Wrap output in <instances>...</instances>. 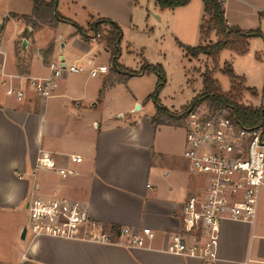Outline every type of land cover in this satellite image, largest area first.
I'll use <instances>...</instances> for the list:
<instances>
[{"label": "crops", "instance_id": "1", "mask_svg": "<svg viewBox=\"0 0 264 264\" xmlns=\"http://www.w3.org/2000/svg\"><path fill=\"white\" fill-rule=\"evenodd\" d=\"M57 9L61 16L85 29L77 19L85 18L89 25L100 17L109 18L122 28L123 38L127 31L145 24L162 26L167 36L186 46H197L201 41L202 0H190L174 9L161 7L155 0H58ZM33 10L32 0H0V70L9 77L18 74L46 77L51 74V63L63 59L66 63L84 65L85 71L64 73L55 95L47 100L36 97L29 86L22 102L0 93V248L3 252L0 261L204 264L198 258L162 251L169 234L182 229L184 201L201 183L187 158L182 165L172 159L175 152L169 142L174 139L176 129L183 131L185 151V125L153 122L156 108L149 111L151 100L143 99L138 91L128 94L132 104L126 113H115L112 94L132 77L119 80L112 70L91 75V70L100 65L111 68L97 60L99 47L103 45L111 61L107 44L85 39L72 23L55 21L46 11L35 17ZM225 17L231 25L244 30L260 29L264 34V0H225ZM66 23L71 25L66 37L54 33ZM215 39L213 35L211 40ZM262 39V36L251 38L247 54L238 55L240 61L247 62L243 66L240 63V69L236 67L234 52L225 49L219 56L220 62L223 53L230 51L234 72L245 78L247 88L257 91L256 95L249 93L255 100V103L249 101V105L254 107H264V44L257 43ZM132 52L128 47L126 59L120 63L138 70L143 56L139 54L142 58L132 67L129 62ZM222 68L219 63V69ZM9 77L7 80H12ZM13 83L19 82L14 79ZM202 88L203 83L185 104ZM135 104H140V111L135 109ZM162 104L169 110L179 108L174 103ZM43 154L75 173L62 178L55 170L38 167ZM73 156H80L82 161L73 160ZM31 196L78 204L89 220L110 231L122 226L134 230L151 228L156 233L152 249L51 236L28 239L27 232L23 238ZM218 253L217 264H264V219L255 225L224 222Z\"/></svg>", "mask_w": 264, "mask_h": 264}, {"label": "built area", "instance_id": "2", "mask_svg": "<svg viewBox=\"0 0 264 264\" xmlns=\"http://www.w3.org/2000/svg\"><path fill=\"white\" fill-rule=\"evenodd\" d=\"M1 24L0 19V27ZM101 36L97 34L94 38ZM50 68L51 74L46 77L24 74L9 77L0 70V93L22 102L29 86L36 97L47 100L55 95L64 73L85 71L84 65L66 63L63 59L52 62ZM107 72L109 67L100 65L91 70V75ZM8 77L12 80H7ZM14 79L19 83H13ZM184 122V156L201 183L184 201L182 229L169 234L162 251L198 258L204 264H217L222 224L226 221L256 224L264 187L262 130L245 128L227 109L215 110L205 104L190 110ZM72 159L82 161L80 156ZM38 167L55 170L62 178L75 173L58 166L47 154L39 158ZM26 230H30L34 237L51 236L128 248L152 249L151 243L156 238L154 230L148 227L134 230L122 226L110 231L89 220L86 211L78 204L60 198L45 200L33 196L28 202ZM0 264L9 263L0 261Z\"/></svg>", "mask_w": 264, "mask_h": 264}, {"label": "trees", "instance_id": "3", "mask_svg": "<svg viewBox=\"0 0 264 264\" xmlns=\"http://www.w3.org/2000/svg\"><path fill=\"white\" fill-rule=\"evenodd\" d=\"M32 1L34 3L33 16L40 17L41 12L43 11L44 13L46 11L49 17L55 21L62 19L72 23L77 33L81 34L85 39H90L97 34H101L102 26H108L107 36H103L100 40L107 42V49L111 53V69L118 74L119 80L144 75L148 72L156 73L158 80L155 91L147 98L155 104L156 114L153 117V122L156 124H166L175 119L184 118L190 110L205 104L215 110L227 109L245 128L261 129L264 139V107H254L240 103V98L243 97L246 91L252 95H256L257 91L245 86V78L237 75L229 62H226L225 67L220 70L229 77L231 83L230 89L226 92L223 91L219 80L215 77V72L219 69L221 51L228 49L237 55H246L249 50V40L258 36L264 37L260 29L244 30L239 26L229 24L225 17V0H202L203 16L199 30L200 43L197 46H186L179 43L188 57L197 58L202 54L206 55L212 60L214 66L213 68H206L201 73L202 90L177 114L170 112L159 98L161 90L166 83V75L161 65L150 64L144 61L138 70H131L125 68L120 63V42L123 38V30L116 22L106 17H100L89 24V29H85L59 14L57 9L58 0L50 2L43 0ZM155 1L161 7L174 9L186 5L190 0ZM89 33H92L93 36ZM213 35L217 38L215 41L211 40ZM257 57L260 58V55H257Z\"/></svg>", "mask_w": 264, "mask_h": 264}, {"label": "rangeland", "instance_id": "4", "mask_svg": "<svg viewBox=\"0 0 264 264\" xmlns=\"http://www.w3.org/2000/svg\"><path fill=\"white\" fill-rule=\"evenodd\" d=\"M60 11H62V13L65 12L64 9H60ZM77 20L80 24L86 26V29H89V25L85 23V18H79ZM70 26L71 25H69L68 23L63 24L58 28V30L56 29L54 33L56 32V34L66 37L70 32ZM108 28V26L103 25L102 36L98 39H92L96 40L97 42L100 41L99 43L104 42L105 44H107L105 40H100V38H102L103 36H107ZM257 43L264 44V41L262 39L257 41ZM128 47L133 50L131 56L129 57V62L132 63V67H135L137 65L136 62L140 60L139 57L141 56H143V63L145 59H147L148 61L146 60V62H153L155 63V65H161L163 67L166 75V83L161 90L159 98L161 102L167 105H171L172 103H174L176 107H179L178 110H169L174 114H177L186 105L185 103L189 99V97H191L194 92L198 91L201 88V72H203L206 68H213L214 66L212 60L206 55L202 54L197 58L188 57L185 50L180 47L179 42L175 38H170L169 36H167L165 34L164 28L158 25L146 26L145 24H140L138 28L127 31L124 38H122L120 42V52L122 53V56L119 59L120 62H124L123 60L126 59ZM99 50L101 53H97L98 63L104 62L108 65H112L109 59L110 54L105 50V47L101 45L99 47ZM229 54L230 51H225L222 57H220L221 59L219 63L221 67H225L226 60H228L229 64L232 66L233 59L229 58ZM254 55L255 54H253L252 56ZM234 57L236 59V61L234 60L236 67L238 69H240V63L241 66H243L244 64L246 65L247 62L245 63L244 61H240V57H238V55L234 54ZM111 70L112 69L109 67V73H111ZM215 77L219 80L220 86L223 91L226 92L230 89V79L220 69H217V71L215 72ZM157 80L158 77L156 73L148 72L143 77L134 76L130 80H127V82H123L118 86V89L115 91V93L112 94L111 104L114 108V112L120 114L121 112L126 113L128 111L127 109H129L132 104L131 101L127 99L130 91H138V93L142 95L143 99H147L155 91ZM249 101L255 103V100L251 99L249 92L246 91L243 94V97L240 98V103L249 105ZM136 106L137 104H135V109ZM154 108H156L155 104L152 101H149V111H153ZM137 111H140V109H137ZM173 125H176L178 127L185 125L184 118L173 120ZM173 138L174 139L169 142L171 148L174 149L175 152L172 159H174L177 164L182 165L186 161V157L183 154L184 150L182 129H176ZM263 208L264 188L262 189L261 193L260 207L256 223H260L261 220L264 219ZM27 224L28 217L25 227H27ZM31 236H33V234L30 230H28V239L31 238ZM25 243L26 242H23L22 244L24 245ZM0 252L3 253L2 248H0Z\"/></svg>", "mask_w": 264, "mask_h": 264}, {"label": "water", "instance_id": "5", "mask_svg": "<svg viewBox=\"0 0 264 264\" xmlns=\"http://www.w3.org/2000/svg\"><path fill=\"white\" fill-rule=\"evenodd\" d=\"M139 108H140V104H137L136 109H139ZM26 232H27V230H26V228H24L23 233H22L23 238L25 237Z\"/></svg>", "mask_w": 264, "mask_h": 264}]
</instances>
